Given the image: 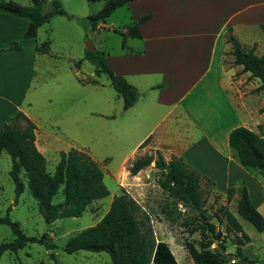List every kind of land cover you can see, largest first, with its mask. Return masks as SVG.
<instances>
[{"label":"crops","instance_id":"crops-1","mask_svg":"<svg viewBox=\"0 0 264 264\" xmlns=\"http://www.w3.org/2000/svg\"><path fill=\"white\" fill-rule=\"evenodd\" d=\"M1 1L31 4L30 0ZM57 1L68 15L78 18L95 14L103 6V1ZM117 9H125L130 24L149 15L138 25L141 37L116 34L115 49H108L106 38L100 36L112 72L139 95L131 108L122 110L125 131L134 141L124 161L130 164L149 152L148 140L155 146L175 147L183 163L213 182L217 195L235 212L245 190L260 213L262 201L254 202L251 189L261 185L260 173L240 165L236 151L228 145V134L236 127L259 133L257 126L264 124V90H258V79L234 64L225 34L230 30L240 44L247 49L255 46L254 54L262 57L264 33L259 26L264 23V0H135ZM27 26L25 18L0 13V126L18 111L27 116L24 106L34 63L49 52V47L41 53L30 44L25 37ZM106 28L99 24L91 30L98 33ZM35 145L44 156L48 145L38 129ZM125 178L122 171L121 180Z\"/></svg>","mask_w":264,"mask_h":264},{"label":"rangeland","instance_id":"rangeland-1","mask_svg":"<svg viewBox=\"0 0 264 264\" xmlns=\"http://www.w3.org/2000/svg\"><path fill=\"white\" fill-rule=\"evenodd\" d=\"M49 1H46L44 10L49 8ZM123 10H115L100 23L108 28L98 33L81 26L77 19L82 18L78 16L72 19L56 16L43 24L36 38L30 40L31 45L40 46L47 42L49 47V52L34 63L28 105L24 106L27 116L36 124L38 134L48 145L44 154L46 171L53 174L60 152L72 149L84 151L102 171L109 195L92 202L80 217L58 219L46 224L37 202L26 186L23 171L20 172V180L25 188L15 203L14 184L9 176L11 159L2 153L0 217L8 215L28 237L40 238L46 234L53 247L48 250L45 244L28 243L16 252L5 251L0 256V264H112L107 253L78 251L69 254L63 251V247L79 231L94 226L109 211L113 198L123 192L134 200L140 227L154 241L150 264H195L188 252L189 245L194 246L198 252L207 246L211 254L222 259L221 264L262 262L264 231L257 232L250 222L239 218L226 199L217 195L214 185L206 179L200 182L204 193L203 215L209 223L215 225V232L221 233L220 240L224 249L212 242L209 234L200 227L202 218L197 211L182 204L173 205L172 199L160 188L162 171L156 169L154 163L136 176L126 173L133 161L127 164L124 159L134 141L125 131L128 127L122 111L123 101L110 85L106 74L97 76L95 66L83 59L87 40H92L96 50L102 51L100 38L103 35L108 49L116 48L119 37L113 30L122 32L124 25H133ZM111 28L115 34L107 33L112 32ZM148 144L152 146L149 152L136 156V159L151 156L156 160L158 153L166 163L181 159L175 147L155 146L149 140ZM122 171L126 178L121 180ZM260 180L261 185L252 186L251 189L254 202L262 201L259 211L264 217V178L261 175ZM61 200L62 188L52 203L57 204ZM220 207H226L236 216L250 238L249 244L237 249L234 234L225 231L224 215L218 213L222 222L216 217ZM13 239L10 227L0 224V245L12 242ZM51 254H54V259L50 257ZM244 260L249 262L243 263Z\"/></svg>","mask_w":264,"mask_h":264},{"label":"trees","instance_id":"trees-1","mask_svg":"<svg viewBox=\"0 0 264 264\" xmlns=\"http://www.w3.org/2000/svg\"><path fill=\"white\" fill-rule=\"evenodd\" d=\"M47 0H30L29 6H22L13 1H1L0 13L25 18L28 20L26 38H35L38 29L56 16L72 19L60 2L49 1V8L44 10ZM90 2L103 1L102 8L88 17L77 19L85 29L90 27L96 30L114 10L135 0H88ZM149 15L141 17L137 23L127 27L126 33L113 30L115 33L133 38H140L138 25L147 21ZM264 33V23L260 24ZM226 42L231 45V54L234 64L241 65L242 71L250 74L251 78L258 79V90H264V55L257 57L254 54L255 46L247 49L228 30L225 34ZM36 51L48 52V43L44 42L36 47ZM84 60L95 66V74H106L112 88L123 101V110L131 108L138 100V91L127 83L122 77L116 76L102 51L94 53L85 51ZM263 110V109H262ZM260 110V111H262ZM36 125L22 112L18 111L8 123L0 126V155L6 153L11 159L9 176L14 184L15 203L24 192L25 185L20 180V172L26 177V186L37 202L39 210L46 224L64 218L80 217L87 207L94 201L101 200L109 195L103 182V173L92 157L84 151L72 149L60 152L59 161L53 174L46 171V159L35 145ZM259 133L245 127H236L228 134V145L237 153L242 167L254 168L264 178V124L258 125ZM154 163V167L162 171L163 180L160 188L172 199L173 205L182 204L184 207L197 211L202 221L201 228L209 234L210 240L224 249L220 238L221 233L215 232V225L209 223L203 215V191L200 182L203 178L194 170L187 167L183 161L171 160L166 163L158 153L157 159L151 156L135 159L130 168L131 176L137 175L141 170ZM207 180V179H206ZM212 185L213 182L207 180ZM62 188V200L53 204V198ZM231 195L227 196L230 200ZM137 205L127 196H115L109 211L94 225L79 231L69 239L63 247L66 253L88 251L92 253H107L112 264H150L154 241L144 232L136 218ZM225 218L226 233H233L237 249L250 242L249 236L242 230L236 217L226 208L220 207L216 217L222 222L218 213ZM237 215L252 224L257 232L264 231V217L251 204L247 192L244 190L236 206ZM0 224L10 227L14 239L12 242L0 245V256L5 251L16 252L28 243L45 244L47 249L53 247L47 240V235L40 238L24 235L17 222L10 220L8 215L0 217ZM193 233V232H191ZM198 252L194 246H188V252L195 264H221L218 256L209 252L207 246ZM227 256H232L226 254ZM50 257L54 259V254ZM249 261L244 260L243 263Z\"/></svg>","mask_w":264,"mask_h":264},{"label":"water","instance_id":"water-1","mask_svg":"<svg viewBox=\"0 0 264 264\" xmlns=\"http://www.w3.org/2000/svg\"><path fill=\"white\" fill-rule=\"evenodd\" d=\"M85 51L94 53L96 48L93 46L92 40H87L85 42ZM256 264H264V260L262 262H256Z\"/></svg>","mask_w":264,"mask_h":264}]
</instances>
